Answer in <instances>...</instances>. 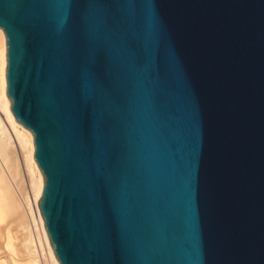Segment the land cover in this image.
<instances>
[{
  "label": "water",
  "instance_id": "obj_1",
  "mask_svg": "<svg viewBox=\"0 0 264 264\" xmlns=\"http://www.w3.org/2000/svg\"><path fill=\"white\" fill-rule=\"evenodd\" d=\"M60 264H264V0H0Z\"/></svg>",
  "mask_w": 264,
  "mask_h": 264
},
{
  "label": "bare ground",
  "instance_id": "obj_2",
  "mask_svg": "<svg viewBox=\"0 0 264 264\" xmlns=\"http://www.w3.org/2000/svg\"><path fill=\"white\" fill-rule=\"evenodd\" d=\"M5 67V35L0 28V264H60L38 206L44 179L34 158L33 134L10 111ZM17 152L22 155L30 196L17 193ZM12 233L21 238L19 248L12 242Z\"/></svg>",
  "mask_w": 264,
  "mask_h": 264
},
{
  "label": "rangeland",
  "instance_id": "obj_3",
  "mask_svg": "<svg viewBox=\"0 0 264 264\" xmlns=\"http://www.w3.org/2000/svg\"><path fill=\"white\" fill-rule=\"evenodd\" d=\"M17 160H18L17 161L18 162L17 165H19V168H17V170L19 169L18 170L19 171V174H17L18 175L17 176V180L19 182L18 183L19 185H17V193L21 197L24 196V195H29L30 196L29 180H28V176H27L26 170L24 168V164L22 162V155L20 154V152H17ZM12 235H13L12 236V239H13L12 242H13L14 246H16L17 248H19L18 246L19 245L21 246V243H22L21 241L19 242V239H21L20 236H19V234L17 233V236H16V235H14V233H12Z\"/></svg>",
  "mask_w": 264,
  "mask_h": 264
}]
</instances>
